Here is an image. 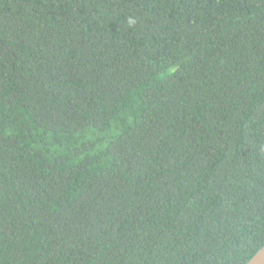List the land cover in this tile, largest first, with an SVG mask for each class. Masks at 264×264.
<instances>
[{"label": "trees", "instance_id": "1", "mask_svg": "<svg viewBox=\"0 0 264 264\" xmlns=\"http://www.w3.org/2000/svg\"><path fill=\"white\" fill-rule=\"evenodd\" d=\"M263 246L264 0H0V264Z\"/></svg>", "mask_w": 264, "mask_h": 264}, {"label": "water", "instance_id": "2", "mask_svg": "<svg viewBox=\"0 0 264 264\" xmlns=\"http://www.w3.org/2000/svg\"><path fill=\"white\" fill-rule=\"evenodd\" d=\"M246 264H264V246Z\"/></svg>", "mask_w": 264, "mask_h": 264}]
</instances>
